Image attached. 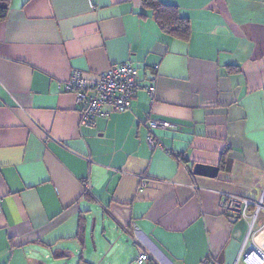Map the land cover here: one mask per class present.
I'll use <instances>...</instances> for the list:
<instances>
[{
	"label": "crops",
	"instance_id": "crops-1",
	"mask_svg": "<svg viewBox=\"0 0 264 264\" xmlns=\"http://www.w3.org/2000/svg\"><path fill=\"white\" fill-rule=\"evenodd\" d=\"M160 1L188 18L187 40L142 0L10 1L0 264H136L139 250L154 264H245L249 219L229 221L220 193L264 192V0ZM123 62L138 71L130 108L81 126L63 81ZM150 119L171 123L152 132L166 149L147 145ZM196 163L217 172L194 174ZM249 241L264 252L263 210Z\"/></svg>",
	"mask_w": 264,
	"mask_h": 264
},
{
	"label": "built area",
	"instance_id": "built-area-1",
	"mask_svg": "<svg viewBox=\"0 0 264 264\" xmlns=\"http://www.w3.org/2000/svg\"><path fill=\"white\" fill-rule=\"evenodd\" d=\"M137 77V69L129 62L112 65L94 77L85 76L81 70H73L70 76L63 81V85L64 89L75 97V103L80 112V125L90 126L97 118L108 117L111 113L124 112L129 109L139 87ZM146 90L153 98L154 87L147 86ZM146 125L151 132L146 137L149 148L166 149L162 141L152 132L155 128L167 129L171 123L150 119ZM88 189L89 183L86 182L85 190ZM220 195V206L229 221H233L237 216L249 219L248 232L237 261L241 260L245 264H264V252L249 241L256 217L261 210L264 211V192L257 202L227 192H221ZM250 206L254 207L251 213L247 211ZM148 260V253L139 250L135 263L143 264Z\"/></svg>",
	"mask_w": 264,
	"mask_h": 264
},
{
	"label": "trees",
	"instance_id": "trees-1",
	"mask_svg": "<svg viewBox=\"0 0 264 264\" xmlns=\"http://www.w3.org/2000/svg\"><path fill=\"white\" fill-rule=\"evenodd\" d=\"M10 1L0 0V21L6 17ZM142 5L151 10L155 21L163 33L181 40H187L189 38L191 33L189 20L186 17L180 16L176 6L165 4L160 0H142ZM82 232L83 227L79 223V234L82 235ZM147 262L154 264L150 260Z\"/></svg>",
	"mask_w": 264,
	"mask_h": 264
},
{
	"label": "water",
	"instance_id": "water-1",
	"mask_svg": "<svg viewBox=\"0 0 264 264\" xmlns=\"http://www.w3.org/2000/svg\"><path fill=\"white\" fill-rule=\"evenodd\" d=\"M217 167L196 163L193 166V173L197 175L214 176Z\"/></svg>",
	"mask_w": 264,
	"mask_h": 264
}]
</instances>
